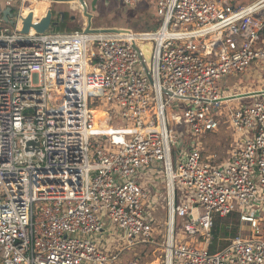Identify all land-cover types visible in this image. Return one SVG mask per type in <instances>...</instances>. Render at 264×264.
Here are the masks:
<instances>
[{
	"label": "built area",
	"instance_id": "obj_1",
	"mask_svg": "<svg viewBox=\"0 0 264 264\" xmlns=\"http://www.w3.org/2000/svg\"><path fill=\"white\" fill-rule=\"evenodd\" d=\"M153 1L162 24L152 31L42 34L34 20L24 33L17 0H0L14 21L0 13V264H113L121 253L99 244L107 223L129 247L160 246L165 264H264V100L238 107L220 85L254 63L264 69V0ZM173 101L183 104L181 135L168 122ZM227 114L238 140L218 163L203 139ZM155 166L161 243L147 218L163 193L147 180ZM234 213L252 234L211 251L216 218Z\"/></svg>",
	"mask_w": 264,
	"mask_h": 264
},
{
	"label": "rangeland",
	"instance_id": "obj_2",
	"mask_svg": "<svg viewBox=\"0 0 264 264\" xmlns=\"http://www.w3.org/2000/svg\"><path fill=\"white\" fill-rule=\"evenodd\" d=\"M1 1L4 5L5 0ZM255 2L256 0L233 1L234 4H241L243 6H249ZM33 5L29 4V8L27 9L34 7ZM42 7L44 12H47L48 10L53 11V21H57V16H59L62 12L66 13L68 16L66 27L73 28L76 26L78 27L76 31H83L85 26L88 24L87 18L85 15H83V8L79 3H53V5H42ZM91 11L92 8H90V12ZM92 14L93 26L98 29H120L123 32H144L155 30L162 24V20L157 16L156 5L153 0H146L142 4H139L135 7L125 6L116 0H102L100 5H97L96 11H93ZM36 20H39L38 15L36 16ZM55 29L56 27L52 24L49 30ZM182 105V102L173 101V111H167L169 125L173 127L179 135L185 131V126L183 124L176 123L175 117H183L182 108H179ZM100 110L107 112L105 108H100ZM109 115L112 119V125L117 126L120 124L119 117L116 114L109 112ZM221 123L222 127L220 132H217L208 138L209 145H207L205 150V154L207 156H215V160L218 163L228 159V152L232 148L231 144L235 145L234 143L236 142V139H238V134H236V132L231 128L228 114L226 117L221 119ZM109 151L117 150L115 148H110ZM155 168L157 167L155 166L153 169L148 170L149 176L147 177V180L152 181V184L155 187H161L163 193L161 194L160 198L157 199L156 207L151 205L149 208L147 218L149 221H153L155 218L159 220L156 221L158 223V225H156V231H159L162 234L160 237H158L156 234V240L161 243V238L165 237L167 228L165 180H160L161 173L157 174ZM218 218L224 225L228 224L233 227H238V229H240L239 234H252L250 227L240 222L239 215L235 213L226 217H217L216 220H218ZM186 224V220H179L180 227L178 228V240L188 239L186 233L184 232V226ZM106 227L110 233L103 235L100 239L101 241L99 240V244L100 249L110 256L121 253L120 259L115 261L113 264H128L135 257L141 258L143 262L148 264H165L163 249L160 246L141 243L135 247H129L128 241L125 238L124 232L122 230L118 229L116 225H112L111 223H107ZM96 238H98V236H96ZM226 242L227 240H225V243Z\"/></svg>",
	"mask_w": 264,
	"mask_h": 264
},
{
	"label": "crops",
	"instance_id": "obj_3",
	"mask_svg": "<svg viewBox=\"0 0 264 264\" xmlns=\"http://www.w3.org/2000/svg\"><path fill=\"white\" fill-rule=\"evenodd\" d=\"M101 1L102 0H98V5H100ZM116 1L121 3L120 0H116ZM37 2H40V3H37ZM29 4H32V5L36 4V5H33L34 7L32 8H36V10L38 9V12L41 13V11L43 10L42 5L44 6L53 5V2L51 0H33V1L32 0H28V1L17 0L16 7L13 9V11L17 12L22 6L23 8H25V16H26L29 13V11H27V8H29ZM31 12H34V11H31ZM35 16H37V14ZM43 16H41V18ZM257 44L258 46H264V29L261 32L260 40L258 41ZM220 85L223 89L228 90V95L235 96L234 102L236 106L241 107L243 105L253 104L257 100H264V69H262L257 63H254L250 67L249 71L246 72L245 74L237 75V76H228L220 83ZM220 130H218L217 132H220ZM216 133H209L205 135L203 139L205 150H206L207 145H209L208 138L210 136H213ZM237 140L238 139H236V141ZM234 144H236V142ZM231 146L233 147L234 145L231 144ZM229 153L230 151L228 152V155ZM155 220L159 221L157 218H155ZM156 225H158L157 222H156ZM231 239L232 237H224L223 235L222 236L220 235L218 238L215 239L214 234H213L212 244L210 245L211 251H218L224 248L230 243ZM161 240H163V238H161ZM225 240H227L226 243H225Z\"/></svg>",
	"mask_w": 264,
	"mask_h": 264
},
{
	"label": "water",
	"instance_id": "obj_4",
	"mask_svg": "<svg viewBox=\"0 0 264 264\" xmlns=\"http://www.w3.org/2000/svg\"><path fill=\"white\" fill-rule=\"evenodd\" d=\"M53 3L58 4H65V3H80L83 6V9L85 10V16L88 18V24L85 29L86 33H114V32H120L118 29H94L93 27V14L88 12V7L85 5L84 0H51ZM98 5V0H93L91 4L92 11H96ZM0 13H2L3 19L5 23L7 24H14V21L11 19L13 17V12L11 8H6L5 10L2 9V6L0 4ZM53 11L49 10L47 14L43 17L41 20V23L37 25L35 28L39 33H46L50 26L55 25L56 23H53ZM62 17H64V13L60 14ZM32 21H33V14H30L28 17L24 20V33H28L29 30L32 28Z\"/></svg>",
	"mask_w": 264,
	"mask_h": 264
},
{
	"label": "trees",
	"instance_id": "obj_5",
	"mask_svg": "<svg viewBox=\"0 0 264 264\" xmlns=\"http://www.w3.org/2000/svg\"><path fill=\"white\" fill-rule=\"evenodd\" d=\"M234 0H231V2H233ZM29 12L34 11L35 15L37 14L39 16V18H41V16L45 15L47 12L45 11H41V13L38 12V9L36 10V8H30L27 9ZM68 17L66 19V21L63 24H55L54 26L56 27L55 31L58 32H73L74 30L76 31L78 29V27L74 26L73 28H69L66 27V23H67ZM74 31V32H75ZM213 234L215 239L218 238L220 235H223L224 237H236L237 235H239V229L238 227H233L230 226L228 224H223L221 223V221L216 220L214 229H213Z\"/></svg>",
	"mask_w": 264,
	"mask_h": 264
},
{
	"label": "bare ground",
	"instance_id": "obj_6",
	"mask_svg": "<svg viewBox=\"0 0 264 264\" xmlns=\"http://www.w3.org/2000/svg\"><path fill=\"white\" fill-rule=\"evenodd\" d=\"M26 1H28V0H26ZM33 1V0H32ZM26 3V2H25ZM25 9V8H24ZM48 12V11H47ZM30 14H33V20L34 21H36V23H38L37 21H39V24L41 23V21H40V19L42 20L43 19V17L42 18H40L39 20H36V16H35V13L34 12H29L25 17H28ZM47 14V13H46ZM24 15H25V11H24ZM33 21V22H34ZM38 24V25H39ZM37 25H34L33 26V28L35 29V31H36V27ZM119 31H121L120 29H118ZM123 32V31H122ZM96 116L97 117H101L102 119H105L108 115H107V113L105 112V111H103V110H100L99 112H96ZM105 127H108L109 128V126L106 124L105 125Z\"/></svg>",
	"mask_w": 264,
	"mask_h": 264
},
{
	"label": "flooded vegetation",
	"instance_id": "obj_7",
	"mask_svg": "<svg viewBox=\"0 0 264 264\" xmlns=\"http://www.w3.org/2000/svg\"><path fill=\"white\" fill-rule=\"evenodd\" d=\"M88 12L92 14L93 11L90 12V9L88 8ZM62 13H64V12H62ZM83 15H85V10H84V9H83ZM67 17H68V16H67L66 13H64V17H62L61 15H59V16H58V18H59L58 21H56V22L53 21V23L55 22L56 24H59V25H60V24H63V23L66 21ZM85 17H86V16H85ZM86 18H87V17H86ZM73 19H74V18H73ZM87 20H88V18H87Z\"/></svg>",
	"mask_w": 264,
	"mask_h": 264
}]
</instances>
